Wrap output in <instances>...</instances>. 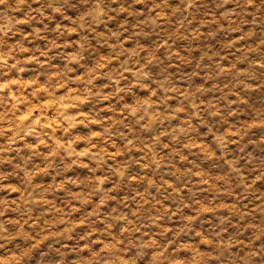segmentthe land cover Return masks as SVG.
<instances>
[{
    "label": "rangeland",
    "instance_id": "374dc122",
    "mask_svg": "<svg viewBox=\"0 0 264 264\" xmlns=\"http://www.w3.org/2000/svg\"><path fill=\"white\" fill-rule=\"evenodd\" d=\"M0 264H264V0H0Z\"/></svg>",
    "mask_w": 264,
    "mask_h": 264
}]
</instances>
